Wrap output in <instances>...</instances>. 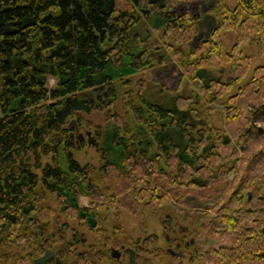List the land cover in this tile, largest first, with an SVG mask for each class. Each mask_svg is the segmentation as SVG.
<instances>
[{"label": "trees", "instance_id": "1", "mask_svg": "<svg viewBox=\"0 0 264 264\" xmlns=\"http://www.w3.org/2000/svg\"><path fill=\"white\" fill-rule=\"evenodd\" d=\"M178 1L0 0V245L19 248L0 250V264H32L45 246L61 264H95L91 250L108 255L109 217L111 242L137 256L147 247L125 235L118 207L140 219L149 208L168 225L162 206L189 204V192L214 200L196 206L223 241L195 245L190 264H264V63L250 70L243 49L264 54V0H214L216 26L195 45L199 13L176 12ZM222 31L234 33L230 45ZM169 61L197 87L163 104L138 81L119 112L117 82ZM226 64L233 74L211 72ZM94 110L105 120L95 126L97 166L74 157L68 126Z\"/></svg>", "mask_w": 264, "mask_h": 264}, {"label": "rangeland", "instance_id": "2", "mask_svg": "<svg viewBox=\"0 0 264 264\" xmlns=\"http://www.w3.org/2000/svg\"><path fill=\"white\" fill-rule=\"evenodd\" d=\"M214 1V0H213ZM235 0H226L227 3L233 4ZM194 5H197L198 10L200 11L198 18L201 14L202 3L200 0H186L178 1L174 6V10L178 13H183L188 11L190 13H195L196 8ZM221 34L227 45H230L234 41V33L232 31H222ZM152 42V38H148ZM155 45H158L159 42H155ZM187 47V44H183ZM243 49L246 52L253 54L251 60V68L260 63H264V54H258L254 45H243ZM168 67L158 66L155 69L145 68L134 74H132L129 79L130 82L124 85L123 82H117L119 90V102L117 104V109L119 112L124 114V110L121 103V97L125 89H131L133 94L137 88L138 81L142 82V92L146 98L161 102L163 104L169 103L172 100L173 96L177 93L186 94L189 89L192 87H197V81L187 78L182 74L181 70L178 69L176 64L173 61L168 62ZM211 72L225 78L226 76L233 74L232 69L229 65H223L220 68H212ZM55 79L50 77L48 84L51 86L55 83ZM236 88V85L226 92L222 97L232 93ZM79 116H71L68 119V126L74 128L76 134V146L72 148L74 157L80 162H89L95 166L99 164L98 153L93 146V143L96 140L95 126L97 124L103 125L105 122L103 114L101 111L94 110L91 112H79ZM126 117V114L124 115ZM213 120L220 124L221 115L216 112L213 114ZM88 139L90 144H88ZM233 176V174H232ZM231 176V177H232ZM188 201L189 204H177L165 203L162 208L163 212L169 213V223L161 219L160 215L156 211H152L149 208L144 209L142 219L138 218L137 215L133 214L129 209L120 206L118 210L120 211V225L123 229L125 235H129V238L132 240H137L138 243L146 246V250H140L137 254V262L141 264H190L197 263L198 260H192L190 258L191 250L195 245L206 246H218L223 243L221 238L210 232L211 226V215L207 214L205 211L196 208V205L199 201H202V196L196 195L193 192H189ZM82 200L87 202L88 197L82 196ZM104 214V210L102 211ZM142 220V221H141ZM115 219L113 217L104 218L102 221L105 228L102 234V237H105L104 248H107V254L105 257H98L94 250H91L93 254V259L95 264H127L128 262V252L127 250H122L121 260L118 261L114 256L110 254L109 246L113 243L110 239L114 237L116 231L115 229ZM179 224L187 225V228L179 227ZM157 235L154 239L151 238L150 234ZM149 235L150 238L144 240L145 236ZM167 235L177 241L182 240V244L176 245L175 242L171 243V240L167 239ZM92 235H90L91 238ZM107 237V238H106ZM128 237V236H127ZM109 238V239H108ZM192 238V240H191ZM145 243V244H143ZM120 243L113 244L115 246H120ZM125 245V243H124ZM128 245V244H127ZM160 245L157 253L154 250V246ZM167 246L175 247L176 249L182 248L183 253L177 254L172 253L167 250ZM89 249L92 247L89 245ZM15 245H0L1 251H7L9 254H12L13 251L18 250ZM59 255V254H58ZM69 258L70 256L67 255ZM62 259V258H61ZM65 259V258H63Z\"/></svg>", "mask_w": 264, "mask_h": 264}, {"label": "water", "instance_id": "3", "mask_svg": "<svg viewBox=\"0 0 264 264\" xmlns=\"http://www.w3.org/2000/svg\"><path fill=\"white\" fill-rule=\"evenodd\" d=\"M202 3L201 6V14L200 17L197 19V31L192 35V38L190 40L192 45H195L198 43V41L203 37H208L212 29L216 26V18L214 14L209 10L213 0H200ZM90 140L88 139V144H90ZM233 172L230 173V177L232 176ZM209 203H214V200H208L203 199L202 201H199L198 204L207 205ZM181 228H187V225H181ZM192 240V238H191ZM111 245L110 246V254L115 257H119L121 247ZM125 249L128 250V262L127 264H136L137 259L135 256V249L131 245H125ZM167 250L172 253L182 254V248L174 249L172 246H167ZM54 257L55 263L60 264L62 262L61 257L55 252L54 248L52 246H45L44 250L39 253L38 255L34 256L32 258V264H46V261L50 257Z\"/></svg>", "mask_w": 264, "mask_h": 264}, {"label": "flooded vegetation", "instance_id": "4", "mask_svg": "<svg viewBox=\"0 0 264 264\" xmlns=\"http://www.w3.org/2000/svg\"><path fill=\"white\" fill-rule=\"evenodd\" d=\"M194 8H196V10H195L196 12L200 13V11H199L198 8H197V5H196V6L194 5ZM196 12H195V13H196ZM199 205H200V204H199ZM197 207H198V206H196V208H197ZM181 225H182V224H179L180 229H181V227H182ZM112 245H113V244H112ZM120 245H121V244H120ZM110 246H111V245H110ZM110 246H109V251H110ZM124 247H125V245L123 244L122 247H121V251H120L119 257H115V256H114L118 261L121 260V255H122V253H123L122 250H127V249H125ZM53 248H54V247H53ZM173 248L176 249L175 247H173ZM54 250H55V249H54ZM55 252H56V251H55ZM127 252H128V250H127ZM40 253H41V252H40ZM128 253H129V252H128ZM57 254H58V253H57ZM135 256H136V252H135ZM136 259H137V258H136ZM46 264H56V263H55V259H54V257L52 256V257L48 258L47 261H46ZM60 264H61V263H60Z\"/></svg>", "mask_w": 264, "mask_h": 264}]
</instances>
